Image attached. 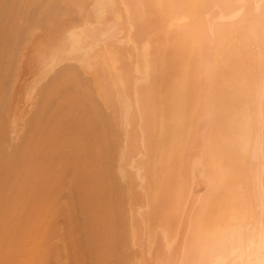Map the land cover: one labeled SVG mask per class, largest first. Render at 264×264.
<instances>
[{
	"label": "bare ground",
	"instance_id": "6f19581e",
	"mask_svg": "<svg viewBox=\"0 0 264 264\" xmlns=\"http://www.w3.org/2000/svg\"><path fill=\"white\" fill-rule=\"evenodd\" d=\"M64 194L85 264H264V0H0V264Z\"/></svg>",
	"mask_w": 264,
	"mask_h": 264
},
{
	"label": "rangeland",
	"instance_id": "374dc122",
	"mask_svg": "<svg viewBox=\"0 0 264 264\" xmlns=\"http://www.w3.org/2000/svg\"><path fill=\"white\" fill-rule=\"evenodd\" d=\"M21 62H22V63L24 62V63H23V66H24V67L22 66L23 68H21V70L24 69V70H25V74H26V71H28V70H26L27 68L25 69V67L28 65L29 62H27V65H24V64H25V61H24V60L21 61ZM21 62H20V64H22ZM31 65H32L31 63H29V65H28V66L30 67V69H29V67H28V69L30 70L29 73L31 72V69H32ZM20 67H21V65H20ZM24 70H22V71L24 72ZM29 73L26 74V75H28V76H25L26 78H27V77H30ZM26 78H25V79H26ZM23 79H24V78H23ZM25 79L23 80V83L26 85L27 81H26ZM25 82H26V83H25ZM24 84H23V86H25ZM22 93H23V92H21V96H22ZM24 93H25V92H24ZM24 93H23L22 98H24V96H25ZM18 99H19V98H18ZM20 99H21V97H20ZM21 100H22V99H21ZM21 100H18V102L20 103ZM23 101H24V99L22 100V102H23ZM22 102H21V103H22ZM23 104H24V103H23ZM23 104H22V106H21L22 108L25 107V105L23 106ZM20 105H21V104H20ZM28 111H29V109H28L27 111H26L24 108L22 109V112L20 113V118H21L22 120H23L22 115H23V117H24L25 119L28 117V114H29ZM31 111H32V109H31ZM26 113H27V115H26ZM30 113H31V112H30ZM25 119H24V120H25ZM24 120H23V121H24ZM21 123H22V122H21ZM121 183H122V182H121ZM64 195H65V194H64ZM64 195L61 196V198L64 199V200L62 199V201L65 202V203H64V204H65V205H64L65 207H64V206H57V207H58V210H57L56 207H54V208L52 209V212H54V213H56V214H54V213H52V214L54 215L53 219L55 218L56 220L54 219V221H53V219H52V216H53V215H52V214H51V217H50L51 220L48 219L50 222L53 221V222H51L52 225H53L54 222H55V223H54L55 225L57 224L56 226L53 225L54 228H53V227H52V228H53V229H56V227H58V229L55 230V232L58 233V234L55 233V234H56L55 236H57V238H59V239H57L56 241H54L55 239H53V238H56V237H53V238L48 239V238H49V237L47 236L48 233L45 234V232H46V231H45V230H46V229H45L46 222H45V221H40L41 223H39V220H41V219H37V218H42L41 216H44V215H45V214L43 215L42 212H41L40 214H38V217H37V216L34 217L35 219L38 220V222H36V223H39V224H36V225H38V232H36L37 230L35 231L36 234H37V236L35 237V236L32 234V233L34 232V230L37 229L36 225L33 224V225L31 226V228L29 227V228H30L29 230H32V231L27 230V232L29 231L28 234L31 233L35 238H38V235L41 234V238H40V236H39V238H38V239H40L39 241H40L41 243L38 241V239H35V238L31 235V236H32V237L38 242V244H37L36 241H35L32 237H30V236L27 234V237L29 236V237L31 238V240L27 241L28 243H27V242L25 243L24 248H23L24 243H21V244H23V245H20L21 248H22L21 250H23V251H25V252H23V251H21V250H20V252L18 251L19 254L17 253V254H16V257H15V263H16V264H17V262H18L19 264H26L28 261H29L28 264H30V261H31V264H32V263H33V264H36V263H34V262H36V259H37L36 256H38V259H39V261H40L39 255L41 254V252L43 251V249H45V248H47V247H48V250L51 249L52 251L49 250L50 254H48L49 252H48V250H46V249H45V250L47 251V253H43V252H42L43 255H40V257H41V262H42L41 264H44V262H45L46 260H48V259H49V260H48L49 262H48V261H47V262H48L49 264H53V263H54V264H55V263H56V264H59L58 262H60V264H64V263H62V262H63L64 260H65L64 262H66V259H67L69 262H72L71 260H73V258H75V260H76L78 256L83 255L82 252H84V250L82 251V249L80 250V248L85 249V246H86V245L84 244V243H85V239H83L84 237H83V238L80 237L81 234H82V230H81V231L79 230V229L81 228V226H82V217H81V215L79 214V210H78L77 204H75V203L73 202V204L76 205V206L73 207L72 203H70L69 205H70V206L72 205L71 208H70L69 206H66V205H67V204H66V201L68 200V198H67L68 196H66V195L64 196ZM61 198H60V200H61ZM66 199H67V200H66ZM63 202H61V203H63ZM69 202H70V201L68 200L67 203H69ZM59 203H60V201H59ZM61 203H60V205H61ZM62 205H63V204H62ZM61 207H62V208H61ZM63 207H64V208H63ZM75 207H76V209H75ZM73 208H74V209H73ZM54 209H55V210H54ZM59 209H60V210H59ZM62 209H63L64 211H63ZM65 209H66V211H65ZM69 209H70V210H69ZM72 210H73L74 212H73ZM56 211H57V212H56ZM71 211H72V212H71ZM75 211H76V212H75ZM58 212H59V213H58ZM65 212H68V214L65 213ZM38 213H39V212H38ZM44 213H45V212H44ZM71 213H72V214H71ZM74 213H75V214H74ZM63 214H64V216H63ZM65 214H67V215H65ZM73 214H74V216H73ZM55 215H56L57 217H55ZM61 215H62V216H61ZM75 215H76V217H77L76 220H75ZM69 216H70V221H69V219H68ZM45 217H46V216H45ZM45 217H43V219H44V220H47ZM66 217H67V218H66ZM78 217H79V218H78ZM34 218H33V219H34ZM73 218H74V219H73ZM43 219H42V220H43ZM64 219H65V220H64ZM67 219H68V220H67ZM79 219H80V221H79ZM71 220H72V221H71ZM62 221H63V222H62ZM65 221H66V222H65ZM67 221H69V222H68V225H66V224H67ZM76 221H78L79 223L76 222ZM43 222H44V223H43ZM34 223H35V221H34ZM64 223H66V224H64ZM76 223H77V224H76ZM40 224H41V225H40ZM43 224H44V226H42ZM63 224H64V225H63ZM70 224H72V225L70 226ZM59 225H60V226H59ZM74 225H75V226H74ZM77 225H78V226H77ZM79 225H80V226H79ZM34 226H35V227H34ZM39 226H40V230L43 231V233H42L41 231L39 232ZM41 226H42V228H44V230L41 228ZM62 226H64V228H62ZM65 226H66V227H65ZM67 226H68V227H67ZM32 227H34V228H33L34 230L32 229ZM69 227H70V228H69ZM63 229H64V232L62 231V232H63V233H62L61 230H63ZM65 229H66V230H65ZM70 229H71V231H70ZM74 229H75V230H74ZM77 229H78V230H77ZM73 230H74V231H73ZM59 231H60V232H59ZM69 231H70V232H69ZM72 231H73L74 233H73ZM78 231H79L81 234H80ZM27 232H26V233H27ZM35 232H34V233H35ZM66 232H67V233L69 232V233L66 235ZM75 232L78 233L79 236H78V234H76ZM38 233H39V234H38ZM70 233H71V234H70ZM36 234H35V235H36ZM42 234H45V235H42ZM60 234L62 235V240H60V239H61ZM72 234H73V235H72ZM74 234H75L76 236H74ZM68 235H69V236H68ZM42 236L45 237V242H42V241H41V240H43V238H44V237H42ZM46 236H47V237H46ZM66 236H67V237H66ZM70 236H71V237H70ZM77 236H78V237H77ZM51 237H52V236H51ZM64 237H65V240H63ZM72 237H73V238H72ZM75 237H76V238H75ZM30 238H28V239H30ZM67 238H68V239H67ZM77 238H78V239H77ZM79 238H80V239H83V240H82V242L84 241L83 245H81V242H80L81 240H80ZM26 239H27V238H26ZM28 239H27V240H28ZM32 239H33V240H32ZM76 239H77V240H76ZM23 240H25V238H24ZM72 240H73V242H72ZM30 241H31V243H30ZM34 241H35V243L37 244L38 247H39V245L41 244V245H40V248L42 247L43 249H38L37 246L35 247L36 244L34 243ZM46 241H47V243H46ZM50 241H51V243L54 241V242L52 243L51 246H50V244L48 245V243H50ZM66 241H67V242H66ZM69 241L72 242V243H70ZM22 242H23V241H22ZM55 242H56V244H55ZM57 242H58L59 244H58ZM68 242H69V243H68ZM76 242H77V243H76ZM78 242H80V243H78ZM29 243L31 244L30 247H29ZM33 243H34V244H33ZM39 243H40V244H39ZM60 243H61L62 246H60ZM62 243H63V244H62ZM64 243L67 244V245H65L66 247L64 246ZM42 244H43V245L45 244L44 247H43ZM46 244H47V245H46ZM57 244H58V246H60V247H62V248L58 247ZM76 244H77V245H76ZM78 244H79V245H78ZM26 245H27V247H26ZM53 245H54V246H53ZM71 245H72L73 248L70 247ZM75 245H76V246H75ZM31 246H33L34 248L38 249V250H37L38 252L36 253V250H35V251H34L35 253H34V252H33V249H32V251L30 252V249L32 248ZM46 246H47V247H46ZM74 246H75L76 248H74ZM80 246H81V247H80ZM82 246H84V247H82ZM128 246H129V247H128V252H129V254L136 252L135 248H133L132 245L129 244ZM130 246H131V247H130ZM49 247H51V248H49ZM52 247H54V248H52ZM57 247H58L59 251H58ZM77 247H78V248H77ZM64 248H66V250L68 251V254L70 253L72 256H71V255H68V254H67V251H62V250H65ZM69 248H70V249H69ZM27 249L29 250V252H26ZM53 249H54V252H53ZM55 249H56V250H55ZM72 249H73V250H72ZM39 250H40V251L42 250V251L39 252ZM46 251H45V252H46ZM71 251H73V252L71 253ZM74 251H75V252H74ZM55 252H56V253H55ZM59 252H60L61 254L64 253L66 256H65L64 254H62V255H63V256H62ZM77 252H78V254H77ZM20 253H23V254H21V257H22V258H23V256H25V257H24V261H25V263L23 262V259H22V258H20V259L18 258V257H20V256H19ZM25 253H26V255H24ZM30 253L32 254V257H33V258L35 257V258H34L35 261H32V260H31L32 258L30 257V256H31ZM53 253H54V254H53ZM73 253H74V254H73ZM27 254H28V255H27ZM36 254H39V255H36ZM45 254H48V255H47L48 257H49V255H51V258L53 257L54 259H51L50 257L47 259V257L44 256ZM52 254H53V255H52ZM75 254L78 255V256H74ZM22 255H23V256H22ZM33 255H34V256H33ZM59 255H61V256H59ZM67 255H68V256H67ZM26 256H28L29 258L26 257ZM42 256H44L45 258H44V257L42 258ZM55 256H56V257H55ZM70 256H71V258H72L71 260H70ZM85 256H86V257H84V258H86V259L88 260L89 258L87 257V255H85ZM59 257H60V258L62 257V258L60 259ZM63 257H64V258H63ZM68 257H69V259H68ZM82 257H83V256H81V258H80V257H78V258H80V260H81ZM25 258H27V259L25 260ZM30 258H31V259H30ZM57 258H59L60 261L57 260ZM65 258H66V259H65ZM84 258H83V259H84ZM28 259H29V260H28ZM38 259H37V262H38L37 264L40 263V262L38 261ZM42 259H43V260H42ZM44 259H45V261H44ZM50 259H51V261H50ZM55 259L57 260V262H56ZM83 259H82V264L88 263L89 260H88V261L86 260L87 262L85 261V262L83 263ZM52 260H53V262H52ZM54 260H55V262H54ZM75 260H73V262H74ZM78 260H79V259H78ZM78 260H77V262H78ZM84 260H85V259H84ZM43 261H44V262H43ZM61 261H62V262H61ZM22 262H23V263H22ZM69 262H68V263H69ZM73 262H72L71 264H74ZM75 262H76V261H75ZM80 262H81V261H80ZM7 263H9V262H7ZM7 263H5V264H7ZM12 264H13V263H12ZM65 264H67V263H65ZM69 264H70V263H69ZM76 264H77V263H76ZM78 264H79V263H78ZM130 264H133V263H130Z\"/></svg>",
	"mask_w": 264,
	"mask_h": 264
}]
</instances>
